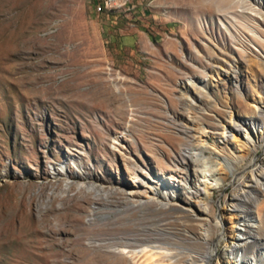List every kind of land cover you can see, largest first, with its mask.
<instances>
[{
	"label": "rangeland",
	"instance_id": "374dc122",
	"mask_svg": "<svg viewBox=\"0 0 264 264\" xmlns=\"http://www.w3.org/2000/svg\"><path fill=\"white\" fill-rule=\"evenodd\" d=\"M102 4L0 0V264H182L179 206L221 166L211 263L238 264L264 191L238 222L222 197L264 129L220 133L264 100V0ZM158 192L176 209L136 215Z\"/></svg>",
	"mask_w": 264,
	"mask_h": 264
},
{
	"label": "bare ground",
	"instance_id": "6f19581e",
	"mask_svg": "<svg viewBox=\"0 0 264 264\" xmlns=\"http://www.w3.org/2000/svg\"><path fill=\"white\" fill-rule=\"evenodd\" d=\"M253 101L256 103V106H253L255 112L249 117L236 115L231 110L229 111V119L223 122L221 128V139L225 138L227 133L235 130L238 123L244 126L246 123L253 126L259 125L261 129H264V100L261 97H254ZM262 134L264 132H261V137ZM255 146L261 147L264 153V147L260 139H258ZM182 151L185 150L182 149ZM180 162L181 164L183 163L182 159ZM235 166L232 173L234 189L228 195V199L227 196H223L222 200L227 201V206L234 211V218L238 222L241 219V213L251 214V206L257 200V193L264 191V159L261 164L255 161L249 165L237 161ZM212 176V181L206 185V191L195 190L202 196L200 202L192 207L191 202L188 199H184L183 204L179 206L186 218L179 225L180 232L189 247V252L181 255L179 262H182V264H212L211 259L216 253V245L223 234L221 229H218L214 224L217 209L212 198V191L228 179V173L221 166L219 169H213ZM162 196H164V192H158L153 200L148 199L138 203L127 201L131 203L130 207L134 209L135 214L140 216H146L152 210L157 213H163L176 209L170 203L171 201H163L161 199ZM118 202L127 204L124 199H118ZM257 209L258 215L264 224V199L258 203ZM239 234L242 235L236 236L234 234L232 236L233 240L225 244L229 254L236 251L238 256L240 255L238 264H262L264 262V249L261 250V246L264 244V227L258 225L255 229H252L244 222ZM212 245H214V248H211ZM158 257L159 260L165 261L162 255H158Z\"/></svg>",
	"mask_w": 264,
	"mask_h": 264
},
{
	"label": "built area",
	"instance_id": "2783aa9c",
	"mask_svg": "<svg viewBox=\"0 0 264 264\" xmlns=\"http://www.w3.org/2000/svg\"><path fill=\"white\" fill-rule=\"evenodd\" d=\"M111 1H113V0H103V4L100 6H96V9L99 10V9L103 8V6H105L108 2H111Z\"/></svg>",
	"mask_w": 264,
	"mask_h": 264
}]
</instances>
